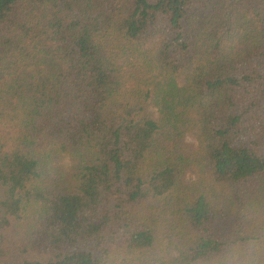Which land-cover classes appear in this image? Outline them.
Masks as SVG:
<instances>
[{
  "label": "trees",
  "instance_id": "obj_1",
  "mask_svg": "<svg viewBox=\"0 0 264 264\" xmlns=\"http://www.w3.org/2000/svg\"><path fill=\"white\" fill-rule=\"evenodd\" d=\"M258 222L264 0H0V264H207Z\"/></svg>",
  "mask_w": 264,
  "mask_h": 264
},
{
  "label": "clouds",
  "instance_id": "obj_2",
  "mask_svg": "<svg viewBox=\"0 0 264 264\" xmlns=\"http://www.w3.org/2000/svg\"><path fill=\"white\" fill-rule=\"evenodd\" d=\"M207 264H264V223L258 222L239 238L226 241L222 251L214 252Z\"/></svg>",
  "mask_w": 264,
  "mask_h": 264
},
{
  "label": "rangeland",
  "instance_id": "obj_3",
  "mask_svg": "<svg viewBox=\"0 0 264 264\" xmlns=\"http://www.w3.org/2000/svg\"><path fill=\"white\" fill-rule=\"evenodd\" d=\"M62 164V168L65 170V171H69V166L71 165V163L68 161V159H64L62 160L61 162Z\"/></svg>",
  "mask_w": 264,
  "mask_h": 264
}]
</instances>
